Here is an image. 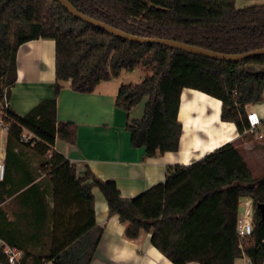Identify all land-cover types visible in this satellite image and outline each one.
<instances>
[{
    "label": "trees",
    "instance_id": "trees-1",
    "mask_svg": "<svg viewBox=\"0 0 264 264\" xmlns=\"http://www.w3.org/2000/svg\"><path fill=\"white\" fill-rule=\"evenodd\" d=\"M67 1L81 13L136 36L171 39L231 55L264 48V4L236 7L235 0ZM38 38L55 41L54 96L22 116L9 109L7 114L42 140L38 144L44 155L33 170H27V178L2 192L10 181L4 170L0 202L23 188L37 190L34 193L42 200L46 184L41 185L46 182L54 201L56 196L69 194L74 201L81 197L90 221L66 249L49 259L23 252L21 264H90L102 236V229L95 225L92 186L103 194L109 215L127 223V238L150 232V243L172 264H233L243 255L252 264H264V217L256 206L264 203V176H253L231 142L188 165L167 166L163 182L130 199L121 197L113 181L99 180L90 172L79 178L64 156L45 154L56 137L71 145L75 142L76 126L57 122L56 96L63 83L69 81L75 92L90 93L99 83L137 68L143 74L141 81L121 84L115 104L128 115L126 129L132 146L144 148L147 156L178 150L182 124L177 115L184 88L220 100L222 122L233 123L238 134L246 137L245 107L259 102L264 90V69L251 71L248 65L264 66V55L235 63L213 60L114 37L73 17L56 0H0V99L16 80L17 48ZM145 98L141 117L130 119V112ZM16 134L14 130L8 134L7 151L16 143ZM15 161L21 167L18 170L26 169L21 158ZM86 177L91 184L81 185ZM246 199L253 204L254 229L240 244L236 220L239 202ZM4 221L0 209V238L21 250L9 238L12 230ZM0 264H8L1 252Z\"/></svg>",
    "mask_w": 264,
    "mask_h": 264
},
{
    "label": "crops",
    "instance_id": "crops-1",
    "mask_svg": "<svg viewBox=\"0 0 264 264\" xmlns=\"http://www.w3.org/2000/svg\"><path fill=\"white\" fill-rule=\"evenodd\" d=\"M237 2L238 0H235L236 7H244L261 3L263 0H241L239 5ZM133 72H122L117 78L103 81L90 93L75 92L70 88L69 81L63 83L56 96L57 122L76 126L75 142L71 145L56 137L54 145L45 154L48 156L51 152H57L64 156L75 167L79 178H84L87 172H90L99 180L113 181L121 197L126 199L136 197L163 182L167 166L188 165L227 142H231L246 160L243 152L251 150L253 145L242 142L241 147H238L234 143L240 135L233 123L222 122L220 119L221 101L191 88H184L181 92L177 119L183 94L192 99L193 93L196 92L218 102L219 124H216L211 136L202 134L199 137L201 149H196L197 146L192 140H183V125L176 152L147 156L144 148L132 146L130 133L126 129L128 115L125 110L116 106L115 98L120 85L131 82L128 79ZM54 83L55 41L38 38L21 44L16 52V80L4 91L7 109L19 116L24 115L41 100L54 96ZM145 100L146 98L133 108L129 114L130 119L141 117ZM253 106L254 104L246 105V111L256 112ZM9 123V131L0 128V162L4 164V170L10 180L8 187H2V192H5V189L11 190L21 179L27 178V170H33L44 155L38 144H43L39 137L12 119H9ZM221 124H225V127H221ZM13 130L17 132L16 143L12 144V150L7 151L8 134ZM24 133L35 135L38 143L31 145L20 141ZM213 141H217V144H212ZM18 157L26 166V169L22 170L23 173L18 170L21 167L16 166L15 159ZM2 178L3 175L0 180ZM39 180L40 177L36 179ZM91 182L92 180L86 177L81 185ZM44 185L46 187L42 200L34 193L38 192L37 190L27 191L23 188L0 202V209L6 216L4 222H9L12 230L9 238L21 251L49 259L56 251L66 249L67 244L78 234L86 231L90 219L81 197L74 201L69 194L64 198L56 196L54 201L51 185L45 182L41 186ZM91 192L95 225L102 229V236L90 264H172L150 243V232H141L134 239L127 238V223L121 222L117 215H109L107 203L98 187L92 186ZM240 212L241 209L238 210V213ZM45 264L52 263L48 261ZM233 264L252 263L243 255L235 259Z\"/></svg>",
    "mask_w": 264,
    "mask_h": 264
},
{
    "label": "built area",
    "instance_id": "built-area-1",
    "mask_svg": "<svg viewBox=\"0 0 264 264\" xmlns=\"http://www.w3.org/2000/svg\"><path fill=\"white\" fill-rule=\"evenodd\" d=\"M7 100L3 93L0 99V128L9 131L10 123L7 114ZM248 128L244 130V134L256 137L258 139L264 138V117L260 118L254 111L247 112ZM20 141L31 145H36L37 137L32 133H24L20 137ZM4 172V164L0 162V177ZM242 206V211L239 213L236 220V235L239 243L246 237L250 236L254 229L252 220L253 204L249 199L242 200L239 202ZM241 244V243H240ZM0 252L6 256L8 264H21L23 258V251L15 246L7 244L3 239L0 238Z\"/></svg>",
    "mask_w": 264,
    "mask_h": 264
},
{
    "label": "water",
    "instance_id": "water-1",
    "mask_svg": "<svg viewBox=\"0 0 264 264\" xmlns=\"http://www.w3.org/2000/svg\"><path fill=\"white\" fill-rule=\"evenodd\" d=\"M56 1L64 9H66L68 13L71 14L73 17L80 19L83 22L88 23L101 30H104L105 32L111 34L112 36L120 38L125 41L134 42L138 44H153V45L166 46L193 55H199L213 60H220V61L234 62V63L243 61L245 59L253 58L255 56L264 55V48L256 49L244 54L231 55V54H223L215 51H210L208 49L188 45L171 39L148 38V37L132 35L81 13L75 7H73L67 0H56ZM256 206L259 209L261 216L264 217V203H259Z\"/></svg>",
    "mask_w": 264,
    "mask_h": 264
},
{
    "label": "bare ground",
    "instance_id": "bare-ground-1",
    "mask_svg": "<svg viewBox=\"0 0 264 264\" xmlns=\"http://www.w3.org/2000/svg\"><path fill=\"white\" fill-rule=\"evenodd\" d=\"M193 96L191 99L186 94L182 95L178 120L184 127L183 140H192L197 146L196 149L199 150L202 148L199 137L202 134L211 136L216 124H219L217 119L218 102L196 92L193 93ZM208 109L210 110L207 112ZM221 127H225V124H221ZM211 143L217 144V141Z\"/></svg>",
    "mask_w": 264,
    "mask_h": 264
},
{
    "label": "rangeland",
    "instance_id": "rangeland-1",
    "mask_svg": "<svg viewBox=\"0 0 264 264\" xmlns=\"http://www.w3.org/2000/svg\"><path fill=\"white\" fill-rule=\"evenodd\" d=\"M237 4H241V0H238ZM264 4V0L261 3H255L253 5ZM248 68L251 71H259L264 69V66L249 64ZM128 73V72H127ZM142 72L137 68L133 73L129 76V81L132 83H139L142 79ZM253 108L256 110V113L260 118L264 117V90L261 95V100L259 102L254 103ZM242 142L250 143L252 146L251 150L244 151L243 156H245L248 166L252 170L253 176L255 178H261L264 176V138L258 139L253 136H242L238 137L237 141L234 143L237 144L238 147H241ZM242 202V201H241ZM239 209L242 211V206L240 205Z\"/></svg>",
    "mask_w": 264,
    "mask_h": 264
}]
</instances>
